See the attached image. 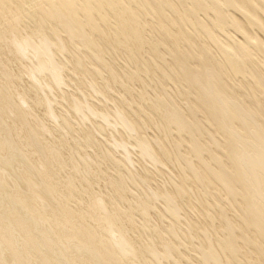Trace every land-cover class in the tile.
Instances as JSON below:
<instances>
[{"label": "bare ground", "instance_id": "bare-ground-1", "mask_svg": "<svg viewBox=\"0 0 264 264\" xmlns=\"http://www.w3.org/2000/svg\"><path fill=\"white\" fill-rule=\"evenodd\" d=\"M0 264H264V0H0Z\"/></svg>", "mask_w": 264, "mask_h": 264}]
</instances>
